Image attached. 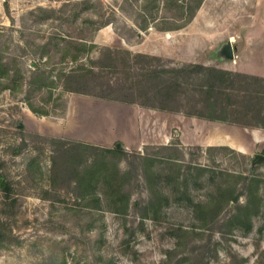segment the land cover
Segmentation results:
<instances>
[{
  "label": "rangeland",
  "instance_id": "374dc122",
  "mask_svg": "<svg viewBox=\"0 0 264 264\" xmlns=\"http://www.w3.org/2000/svg\"><path fill=\"white\" fill-rule=\"evenodd\" d=\"M137 1L0 0V57L10 67V80L0 79V172L10 184L8 195L0 190V233L5 238L0 264H264V160L256 158L264 156V148L259 141L247 153L207 151L180 143L185 162L179 181L173 161L161 159L151 164L149 179L143 166L131 169L123 161L121 168L131 172L126 212L115 210V189L102 181L94 189L100 204L78 196L69 174V167L76 164L69 152L62 151L61 142L120 146L118 140L110 147L93 142L108 134L102 114H109L114 131L118 126L123 131L119 123L124 119L119 112L123 102L66 91L62 74L81 65L92 67L91 61L101 60L107 49L153 52L163 58L162 62L132 63L130 70L123 65L125 61L118 68L95 67L100 77H85L79 86L85 92L119 97L132 87L130 77L125 81L127 72L138 78L151 64L173 68L189 63L175 59V54L215 66L221 62L215 55L222 44L228 40L235 44L246 37V27L252 23L264 24V0H205L182 30H142ZM164 15L168 12L161 9L158 16ZM75 44H83L77 62L72 60L78 53ZM91 46L94 48L87 52ZM36 69L55 84L32 87ZM71 85L78 88L75 81ZM69 104L74 106L75 125L83 129L87 141L69 131L64 118ZM29 105L39 110L38 115ZM130 108L134 110L127 106V114L132 119L136 114ZM152 114L157 118L151 126L161 133L164 115L169 114ZM143 128V139L154 136L147 130L148 124ZM176 134L172 142H179ZM154 142L148 144L152 149L161 144L160 140ZM88 153L83 152L84 163L89 162ZM135 156L129 155L128 161L138 164ZM252 177L261 183L258 208L252 212L248 231L228 222L233 203L211 216L204 214L203 209L216 204L215 199L226 189H235L239 203H244V178ZM152 192L160 193L159 211L143 212L155 194Z\"/></svg>",
  "mask_w": 264,
  "mask_h": 264
},
{
  "label": "trees",
  "instance_id": "16d2710c",
  "mask_svg": "<svg viewBox=\"0 0 264 264\" xmlns=\"http://www.w3.org/2000/svg\"><path fill=\"white\" fill-rule=\"evenodd\" d=\"M205 0H140L137 1L139 6V28L148 30L154 27L157 31H178L187 27L194 19L196 13L202 6ZM5 8L8 11L7 4ZM161 9L168 12V15L159 17ZM150 19V20H147ZM110 24L106 22L105 25ZM94 45V44H92ZM78 52L72 57V60L77 62L82 51L83 44H75L73 46ZM94 46L88 48L91 51ZM99 61H91L92 67L84 68L82 65L71 71L69 74H62L63 89L66 91L91 94L97 97L116 100L127 104H137L146 108H153L160 111L182 112L187 116H196L209 121H220L225 123L238 124L245 127H259L264 129V78L250 75L241 72H233L217 68L215 66H206L200 63H186L173 68H164L162 66H146L142 73L137 78L136 74L127 72L128 77L132 80V87L126 93L119 97L111 95L93 94L85 92L79 88L80 84L85 81V77H100L95 73V67L106 68L119 67L121 61H125L123 65L128 69H133L132 63L146 60L149 64L151 61L162 62L163 58L149 54L136 53L129 51L107 49ZM124 53V54H123ZM122 54V56H121ZM139 64V62L137 63ZM147 64V65H148ZM166 67V66H165ZM37 72L30 80L31 86H36L38 83L43 88L52 87L53 81L45 75L41 70ZM35 70V71H36ZM10 67L0 57V79L7 83L10 80ZM20 81L23 77L19 76ZM75 81L78 88H74L71 83ZM4 83H2L3 85ZM21 85V84H20ZM5 88V86H2ZM112 91V89H110ZM31 111L38 115L39 110L34 106L29 105ZM64 146L61 148L63 152H69L73 160L69 167V174L72 175L73 184L78 190V196L81 199L92 201L99 204L100 197L95 192L96 183L102 181L109 184L110 188H114L117 195L118 205L115 210L118 212H126L130 206L131 192L129 191L130 170L121 168L123 161L131 164L136 168V165H141L145 169V177L148 179L150 175V165L157 160L173 161L178 168V181L182 175L181 170L185 162V153L181 148L180 142H171L168 145L151 146L146 145L142 151L129 152L124 145L117 143L114 148H102L93 144L84 142H61ZM149 149L152 152H149ZM233 150L229 147H208L206 150ZM83 152L88 153L89 162L84 163L81 159ZM142 152V154H141ZM136 155L140 161L135 164L134 161H128L129 155ZM53 167L57 170V160L54 159ZM203 168L201 167V171ZM261 180L252 177L251 179L244 178V194L246 200L244 203H239V195L235 193V189H226L219 194L216 204L211 208L203 209L205 215L211 216L213 212H217L221 207L231 205L233 203V211L229 214L228 222L233 224V227H244L249 230L251 227L252 212L258 208L259 187ZM0 190L6 195L9 194L10 184L7 178L0 172ZM152 190V189H151ZM153 191V190H152ZM155 193L153 198L143 207V212H149L153 209L159 211L161 201L159 194ZM77 196V197H78ZM94 197V198H93ZM119 202V204H118ZM87 205V204H86ZM135 207L138 209L139 204ZM5 238L0 233V250L5 247Z\"/></svg>",
  "mask_w": 264,
  "mask_h": 264
},
{
  "label": "crops",
  "instance_id": "0c3cea01",
  "mask_svg": "<svg viewBox=\"0 0 264 264\" xmlns=\"http://www.w3.org/2000/svg\"><path fill=\"white\" fill-rule=\"evenodd\" d=\"M259 25L260 26H256V24L252 23L247 26L246 37L233 44L236 47L233 60H222L215 56L217 60L221 61L214 64L215 67L264 78V24ZM252 30L255 31L253 32ZM239 36L241 37L239 34L235 35V37ZM147 54L156 55V53L153 52ZM184 57V55H174V58L177 60L197 63L195 59H184ZM200 64L209 66V64L207 65L205 63ZM127 106L133 107V111L136 114L135 117L132 116V119L131 116L127 114ZM119 107V112H121V116L124 117V119H122L123 122H119L120 125H122L123 131L121 132V130H119V126L118 129L116 128L117 130L114 131V125L108 120L109 114H102L100 117L104 120L103 124L105 123V128L107 129L108 134L107 136H104L102 140L97 138L93 143L110 147L112 145L111 142L118 140L127 150L132 149L142 151L144 146L149 143H155L154 141L157 142L160 140L161 144L159 145L170 144L173 140V134L177 133L176 136H178L179 142L184 146L198 145L200 147H205V149L208 147L225 146L247 153L251 148H254V144H258L259 141L260 146L264 148V129L259 127H253L255 130L252 129L251 131H247L243 129L246 128L245 126L220 121H209L196 116H187L182 112L160 111L153 108L142 107L137 104L127 103H122V106ZM128 111L133 112L131 108ZM152 112L169 114L167 117L164 115L162 121L164 131L161 133H158V129L151 126L157 118L154 114L151 115ZM65 114L64 118L68 121L69 131H71L73 135L77 132V134L80 135L78 136L79 139L87 141L88 139L86 136H83V129L81 131V129L79 130L81 127L75 125L77 124V118L75 116L74 106L69 104ZM134 120L136 121L135 125L133 123ZM146 124L149 125L147 130H149V133H154V136L150 135L147 139H143L141 133ZM77 128L78 131L76 130Z\"/></svg>",
  "mask_w": 264,
  "mask_h": 264
},
{
  "label": "water",
  "instance_id": "95a60500",
  "mask_svg": "<svg viewBox=\"0 0 264 264\" xmlns=\"http://www.w3.org/2000/svg\"><path fill=\"white\" fill-rule=\"evenodd\" d=\"M235 51L236 47L232 44L230 40H228L226 43L222 44V46L217 50L215 56L221 58L222 60H233L235 56ZM256 158L258 160H264L263 155H257Z\"/></svg>",
  "mask_w": 264,
  "mask_h": 264
}]
</instances>
